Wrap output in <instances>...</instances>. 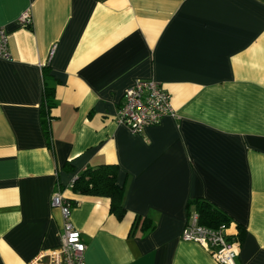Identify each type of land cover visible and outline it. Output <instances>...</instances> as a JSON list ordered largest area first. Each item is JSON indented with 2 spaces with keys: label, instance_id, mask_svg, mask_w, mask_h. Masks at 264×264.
Returning <instances> with one entry per match:
<instances>
[{
  "label": "crops",
  "instance_id": "crops-1",
  "mask_svg": "<svg viewBox=\"0 0 264 264\" xmlns=\"http://www.w3.org/2000/svg\"><path fill=\"white\" fill-rule=\"evenodd\" d=\"M0 26V264L60 245L57 187L86 264H220L182 238L198 198L230 217L236 264H264V0H0ZM139 78L175 116L134 134L116 113ZM100 164L116 166L121 218L109 197L70 187Z\"/></svg>",
  "mask_w": 264,
  "mask_h": 264
},
{
  "label": "built area",
  "instance_id": "built-area-1",
  "mask_svg": "<svg viewBox=\"0 0 264 264\" xmlns=\"http://www.w3.org/2000/svg\"><path fill=\"white\" fill-rule=\"evenodd\" d=\"M17 21L24 25L31 22L30 13L23 12ZM54 53V46L49 51L48 59ZM0 58L10 59L8 34L0 26ZM167 115L175 116L170 94L153 79H136L123 94V101L116 113L117 122L128 127L134 134L142 133L144 128L154 125ZM71 180L70 187H73ZM51 205L60 208L63 217L62 237L59 246L40 251L24 264H86L84 251L86 244L81 233L71 221L72 202L57 187L51 195ZM225 228H209L197 223V216L182 231V238L194 240L207 246L220 264H236L239 242L229 238Z\"/></svg>",
  "mask_w": 264,
  "mask_h": 264
},
{
  "label": "trees",
  "instance_id": "trees-1",
  "mask_svg": "<svg viewBox=\"0 0 264 264\" xmlns=\"http://www.w3.org/2000/svg\"><path fill=\"white\" fill-rule=\"evenodd\" d=\"M55 80L48 72L45 73L44 101H43V124L46 128L49 121V111L54 106ZM116 166L111 164H100L96 167H87L75 177L73 188L81 193L91 195H105L110 198V210L121 218L125 208L122 202L123 187L116 179ZM197 223L209 228H226L230 223V217L219 207L209 200L198 198L192 202ZM243 230L239 228V234Z\"/></svg>",
  "mask_w": 264,
  "mask_h": 264
}]
</instances>
